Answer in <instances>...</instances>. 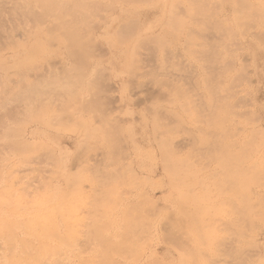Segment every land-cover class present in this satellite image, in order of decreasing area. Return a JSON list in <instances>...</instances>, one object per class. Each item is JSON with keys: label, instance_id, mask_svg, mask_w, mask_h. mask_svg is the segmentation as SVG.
Wrapping results in <instances>:
<instances>
[{"label": "rangeland", "instance_id": "374dc122", "mask_svg": "<svg viewBox=\"0 0 264 264\" xmlns=\"http://www.w3.org/2000/svg\"><path fill=\"white\" fill-rule=\"evenodd\" d=\"M0 264H264V0H0Z\"/></svg>", "mask_w": 264, "mask_h": 264}, {"label": "bare ground", "instance_id": "6f19581e", "mask_svg": "<svg viewBox=\"0 0 264 264\" xmlns=\"http://www.w3.org/2000/svg\"><path fill=\"white\" fill-rule=\"evenodd\" d=\"M126 33V32H125ZM122 34V33H121ZM121 34H118V35H121ZM124 34V33H123ZM122 36V35H121ZM124 36V35H123ZM261 142H262V140H261Z\"/></svg>", "mask_w": 264, "mask_h": 264}]
</instances>
